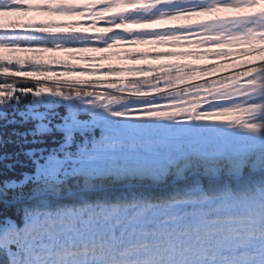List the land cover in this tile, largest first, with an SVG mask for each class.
Masks as SVG:
<instances>
[{"label":"snow or ice","instance_id":"1","mask_svg":"<svg viewBox=\"0 0 264 264\" xmlns=\"http://www.w3.org/2000/svg\"><path fill=\"white\" fill-rule=\"evenodd\" d=\"M0 264H264V0H0Z\"/></svg>","mask_w":264,"mask_h":264},{"label":"trees","instance_id":"2","mask_svg":"<svg viewBox=\"0 0 264 264\" xmlns=\"http://www.w3.org/2000/svg\"><path fill=\"white\" fill-rule=\"evenodd\" d=\"M9 17H6L5 19L6 20H12V19H17V18H20V19H24V20H28V19H37V20H40V19H55V20H67V19H72L73 17H67V16H60V15H51L49 16L48 14H44V13H35V12H32V13H27V14H20L19 16L18 15H15V13H10ZM170 22V23H174V21H167V23ZM125 46H117L116 48L114 49H111L109 50L110 52L112 53H115V54H120L122 55V49L124 48ZM138 47H148L150 48L151 46H138ZM175 51H187L188 49L187 48H176V49H173ZM45 56H51V55H56V56H65L66 54L65 53H46L44 54ZM174 59H183L182 57H175ZM188 59H191L190 57ZM201 63L205 62V61H199Z\"/></svg>","mask_w":264,"mask_h":264}]
</instances>
